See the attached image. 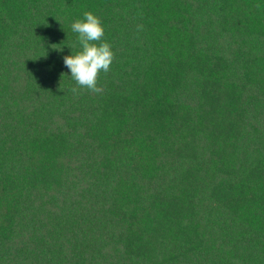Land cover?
<instances>
[{"label":"trees","instance_id":"1","mask_svg":"<svg viewBox=\"0 0 264 264\" xmlns=\"http://www.w3.org/2000/svg\"><path fill=\"white\" fill-rule=\"evenodd\" d=\"M0 264H264V0H0Z\"/></svg>","mask_w":264,"mask_h":264},{"label":"clouds","instance_id":"2","mask_svg":"<svg viewBox=\"0 0 264 264\" xmlns=\"http://www.w3.org/2000/svg\"><path fill=\"white\" fill-rule=\"evenodd\" d=\"M142 29L143 25H137V30ZM71 30L77 34L80 50L74 55L63 57L64 66L69 69L70 76L76 85L69 91L76 96L81 94V89L101 93L102 87L98 86L100 74H107L115 59L112 46L104 41V27L101 19L92 12L85 11L83 19H77L71 23ZM75 46L74 44L73 47Z\"/></svg>","mask_w":264,"mask_h":264}]
</instances>
